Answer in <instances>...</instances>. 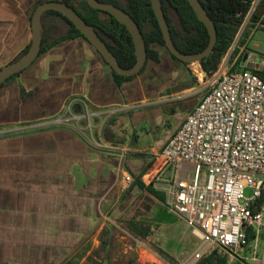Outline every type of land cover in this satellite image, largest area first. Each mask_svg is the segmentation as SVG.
Wrapping results in <instances>:
<instances>
[{
  "label": "crops",
  "instance_id": "crops-1",
  "mask_svg": "<svg viewBox=\"0 0 264 264\" xmlns=\"http://www.w3.org/2000/svg\"><path fill=\"white\" fill-rule=\"evenodd\" d=\"M38 1L0 0V69L31 46ZM160 54L120 87L100 53L77 38L0 88V264H66L102 232L127 177L147 168L149 184L162 169L156 154L205 91L188 64ZM194 173L184 164L178 176Z\"/></svg>",
  "mask_w": 264,
  "mask_h": 264
},
{
  "label": "built area",
  "instance_id": "built-area-1",
  "mask_svg": "<svg viewBox=\"0 0 264 264\" xmlns=\"http://www.w3.org/2000/svg\"><path fill=\"white\" fill-rule=\"evenodd\" d=\"M261 1L252 2L241 32L253 26ZM253 27L264 30V14ZM231 49L217 71L188 64L205 96L156 154L164 164L152 183L168 209L229 264H264V78L251 54L246 68L234 70ZM184 164L195 166L193 179L179 178Z\"/></svg>",
  "mask_w": 264,
  "mask_h": 264
},
{
  "label": "trees",
  "instance_id": "trees-1",
  "mask_svg": "<svg viewBox=\"0 0 264 264\" xmlns=\"http://www.w3.org/2000/svg\"><path fill=\"white\" fill-rule=\"evenodd\" d=\"M100 3L111 4L127 12L139 25L140 30L147 46V63L141 73L133 77H125L113 73V77L118 84L132 82L137 77L144 74L151 65L159 64L161 61L160 50H164L174 61L187 65L174 57L166 47L164 35L159 21L155 14L151 0H98ZM255 0H200L206 9L209 17L214 22L218 40L211 56L201 63L207 72L217 71L222 65L224 57L236 43L241 33L246 16L251 10L252 2ZM49 2L48 0H39L31 13L33 17L36 8ZM73 8L85 22L94 27L100 38L108 46L112 54L117 58L123 69H131L137 62L135 45L133 38L127 27L123 25L113 15L93 9L87 0H61ZM163 10L166 20L170 27L171 36L177 49L187 55L199 54L207 49L210 43L208 29L202 23L188 0H162ZM264 14V0L260 2L252 17V25L256 24ZM44 27L43 42L40 55L50 49L77 38H82L89 42L83 33L64 15L57 11H48L42 17ZM239 47L247 44V39L241 35L238 41ZM30 47L18 57V61L29 51ZM99 53V52H98ZM103 58V57H102ZM103 61L109 65L103 58ZM1 71V69H0ZM264 78V71H256ZM20 74L11 77L3 86L13 82ZM2 86V87H3ZM108 126L111 121H108ZM147 168L138 176H134V183L130 186L128 192L138 188L142 193L158 200L166 205L167 197L162 191L155 188L154 183L147 184L143 181V176ZM126 195L122 197V200ZM142 217L135 214L126 219L125 222L130 230L136 235L147 239L153 233V226ZM195 264H229L228 258L219 253L217 249L207 252ZM241 264V263H235Z\"/></svg>",
  "mask_w": 264,
  "mask_h": 264
},
{
  "label": "rangeland",
  "instance_id": "rangeland-1",
  "mask_svg": "<svg viewBox=\"0 0 264 264\" xmlns=\"http://www.w3.org/2000/svg\"><path fill=\"white\" fill-rule=\"evenodd\" d=\"M253 33L251 25L240 33L239 39L241 35L247 39L242 55L238 42L233 45L229 62L233 64L238 59L234 70L246 68L250 54L256 59V71L264 70V30L251 37ZM80 124L87 126L86 122ZM125 195L110 213L102 232L94 233L66 264H195L214 249L196 237L186 220L173 214L167 205L138 188ZM135 214L153 226L149 238L136 235L127 226L125 220Z\"/></svg>",
  "mask_w": 264,
  "mask_h": 264
},
{
  "label": "water",
  "instance_id": "water-1",
  "mask_svg": "<svg viewBox=\"0 0 264 264\" xmlns=\"http://www.w3.org/2000/svg\"><path fill=\"white\" fill-rule=\"evenodd\" d=\"M151 1L164 35L166 47L174 57L186 64H192L202 63L204 59H207L211 56L218 40V33L214 22L209 17L200 0L188 1L195 11L198 19L202 23H204V25L208 29L210 35V43L205 51L193 55L183 54L175 46L171 36L170 27L163 10L162 0ZM87 2L93 9L104 11L113 15L119 20V22L127 27L135 45L137 62L134 67H132L131 69H123L120 66L117 58L112 54L108 46L100 38L94 27L88 25L73 8L61 1H49L39 5L34 11L31 21L32 43L29 51L18 61L1 69L0 88L11 77L17 74H21L29 67H31L39 58L42 49L44 31L42 17L48 11H57L67 17L77 27V29L83 33L89 43L100 53L104 60L109 64L113 72H116L117 74L125 77H133L139 75L147 63V46L139 25L127 12H125L121 8H118L111 4L100 3L98 0H87Z\"/></svg>",
  "mask_w": 264,
  "mask_h": 264
},
{
  "label": "bare ground",
  "instance_id": "bare-ground-1",
  "mask_svg": "<svg viewBox=\"0 0 264 264\" xmlns=\"http://www.w3.org/2000/svg\"><path fill=\"white\" fill-rule=\"evenodd\" d=\"M153 259V258H152Z\"/></svg>",
  "mask_w": 264,
  "mask_h": 264
}]
</instances>
